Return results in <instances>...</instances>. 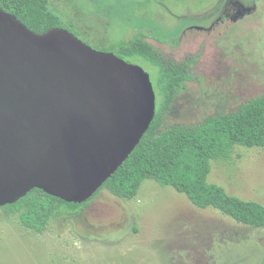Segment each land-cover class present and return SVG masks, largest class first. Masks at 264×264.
Wrapping results in <instances>:
<instances>
[{
	"label": "rangeland",
	"instance_id": "1",
	"mask_svg": "<svg viewBox=\"0 0 264 264\" xmlns=\"http://www.w3.org/2000/svg\"><path fill=\"white\" fill-rule=\"evenodd\" d=\"M50 5L94 50L113 52L141 39L165 60L188 64L190 79L165 115L163 130L197 126L264 95V0ZM138 65L153 77L148 65ZM207 180L264 206V147H234L231 160L211 162ZM0 264H264V227L198 209L172 188L145 180L132 200L102 189L79 214L51 220L42 234L0 209Z\"/></svg>",
	"mask_w": 264,
	"mask_h": 264
},
{
	"label": "water",
	"instance_id": "2",
	"mask_svg": "<svg viewBox=\"0 0 264 264\" xmlns=\"http://www.w3.org/2000/svg\"><path fill=\"white\" fill-rule=\"evenodd\" d=\"M155 115L149 75L63 28L37 34L0 9V207L34 189L88 201Z\"/></svg>",
	"mask_w": 264,
	"mask_h": 264
},
{
	"label": "trees",
	"instance_id": "3",
	"mask_svg": "<svg viewBox=\"0 0 264 264\" xmlns=\"http://www.w3.org/2000/svg\"><path fill=\"white\" fill-rule=\"evenodd\" d=\"M0 9L34 33L63 28L78 37L73 26L53 11L50 0H0ZM113 53L126 63L148 65L153 73L150 81L155 93V115L139 144L85 203H66L34 189L0 209L9 215L17 214L24 228L42 234L51 220L79 214L104 188L119 199L132 200L141 184L152 180L184 195L198 209L212 208L242 226L264 227V206L230 196L207 180L211 162L231 160L234 147H264V95L241 104L234 112L210 115L197 126L163 130L165 115L190 79L188 64L165 60L150 42L141 39L120 45Z\"/></svg>",
	"mask_w": 264,
	"mask_h": 264
},
{
	"label": "flooded vegetation",
	"instance_id": "4",
	"mask_svg": "<svg viewBox=\"0 0 264 264\" xmlns=\"http://www.w3.org/2000/svg\"><path fill=\"white\" fill-rule=\"evenodd\" d=\"M188 29V28H187ZM187 29H185V30H187Z\"/></svg>",
	"mask_w": 264,
	"mask_h": 264
}]
</instances>
